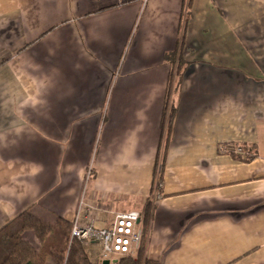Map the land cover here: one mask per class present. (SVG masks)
Segmentation results:
<instances>
[{
	"label": "crops",
	"instance_id": "obj_1",
	"mask_svg": "<svg viewBox=\"0 0 264 264\" xmlns=\"http://www.w3.org/2000/svg\"><path fill=\"white\" fill-rule=\"evenodd\" d=\"M82 200L151 202L156 264H264V0H0V231Z\"/></svg>",
	"mask_w": 264,
	"mask_h": 264
},
{
	"label": "trees",
	"instance_id": "obj_2",
	"mask_svg": "<svg viewBox=\"0 0 264 264\" xmlns=\"http://www.w3.org/2000/svg\"><path fill=\"white\" fill-rule=\"evenodd\" d=\"M167 60L171 63L172 72L168 88L166 113L170 105L171 94L175 90V79L183 65L179 51L168 55ZM174 113L175 110L172 109L169 123ZM244 151L246 155L240 157L243 161H249L256 156L246 148H244ZM152 207L151 202L146 207L143 215L145 223L150 218ZM71 228L72 223L63 219H58L55 223H48L29 211L22 213L16 220L0 231V264H104V262L94 261L80 241L71 239ZM29 232L36 237L37 245H33L25 239L24 235ZM110 264L156 263L145 258L144 249H140L136 257H119Z\"/></svg>",
	"mask_w": 264,
	"mask_h": 264
},
{
	"label": "built area",
	"instance_id": "obj_3",
	"mask_svg": "<svg viewBox=\"0 0 264 264\" xmlns=\"http://www.w3.org/2000/svg\"><path fill=\"white\" fill-rule=\"evenodd\" d=\"M139 2L146 6L151 0H130ZM222 152H233L236 155L244 156L246 152L242 146L221 147ZM88 174V178H89ZM159 198V193L156 192ZM102 211L93 207L84 200L79 203L78 211L71 228V239L78 240L85 247L94 261L105 262L115 261L119 257H134L141 249L144 239L142 227L143 215L140 211H129L114 214V219L104 227L97 226V219L93 217L96 212ZM110 213L106 211L102 214ZM101 218L100 220L106 221Z\"/></svg>",
	"mask_w": 264,
	"mask_h": 264
},
{
	"label": "rangeland",
	"instance_id": "obj_4",
	"mask_svg": "<svg viewBox=\"0 0 264 264\" xmlns=\"http://www.w3.org/2000/svg\"><path fill=\"white\" fill-rule=\"evenodd\" d=\"M24 236H25V239L29 240L33 245L38 244L37 239L33 233L29 232V233H26ZM141 249H143V245L141 246ZM134 257H136V255Z\"/></svg>",
	"mask_w": 264,
	"mask_h": 264
},
{
	"label": "water",
	"instance_id": "obj_5",
	"mask_svg": "<svg viewBox=\"0 0 264 264\" xmlns=\"http://www.w3.org/2000/svg\"><path fill=\"white\" fill-rule=\"evenodd\" d=\"M104 264H110V261H105Z\"/></svg>",
	"mask_w": 264,
	"mask_h": 264
}]
</instances>
